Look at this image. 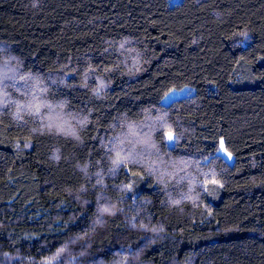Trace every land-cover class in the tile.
<instances>
[{
  "label": "trees",
  "instance_id": "obj_1",
  "mask_svg": "<svg viewBox=\"0 0 264 264\" xmlns=\"http://www.w3.org/2000/svg\"><path fill=\"white\" fill-rule=\"evenodd\" d=\"M0 47V264H264V0H0Z\"/></svg>",
  "mask_w": 264,
  "mask_h": 264
},
{
  "label": "rangeland",
  "instance_id": "obj_2",
  "mask_svg": "<svg viewBox=\"0 0 264 264\" xmlns=\"http://www.w3.org/2000/svg\"><path fill=\"white\" fill-rule=\"evenodd\" d=\"M171 1L174 2V3H176V2H178L180 0H171ZM0 49L1 50H4V48H2V47H0ZM18 70L19 69L17 67H15V59L12 56H10L9 54H4L3 56H1V58H0V77L4 76V78H5V76H12V77H14L16 75L18 76ZM19 81H21V80L19 79ZM2 89L4 90V86L0 82V99L1 100L4 99L1 96H5L4 92H3V95L1 94L2 93ZM191 92H192V90L189 87H184L182 89L173 90V91L169 92L162 99V103L168 104V103H170L171 101H173L175 99H178V98H181V97L190 95ZM8 99L9 98L7 97V98H5L4 101L5 102H8L9 101ZM4 101H3V103H4ZM58 107H59L60 110L63 111V109H64V106L63 105H60L59 104ZM62 111H61V113H62ZM64 119H65L64 114H63V116H61V115H59V116L57 115L56 116V121L59 122V123H57L58 124L57 126L60 127V128H62V129H65V127H66L64 125L66 123ZM67 119L69 120V118H67ZM151 123H153V122H151ZM145 125L146 126H142L141 128H137V131L133 129L134 127L129 126V129H127V130H128V133H129L128 134V138H129L130 144H132L131 143L132 142V139L134 141L137 140L138 142H139V140L141 141V140L145 139V143H142V144L143 145H147V146L150 145L148 143V140H147L148 139V136H147V133H148L147 132V128H148V126L147 125H149V124H145ZM129 130H130V132H129ZM136 138H138V139H136ZM139 153H143V151L142 150H139ZM219 153L222 156H224L225 159L230 164H233L234 158H233L232 154H230L226 150L223 141L221 143V148H220ZM135 260H136V258H135Z\"/></svg>",
  "mask_w": 264,
  "mask_h": 264
}]
</instances>
